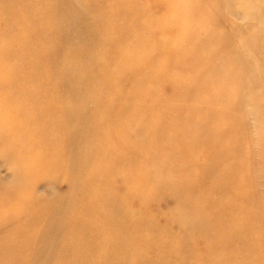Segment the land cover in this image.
I'll return each mask as SVG.
<instances>
[{
    "label": "bare ground",
    "instance_id": "1",
    "mask_svg": "<svg viewBox=\"0 0 264 264\" xmlns=\"http://www.w3.org/2000/svg\"><path fill=\"white\" fill-rule=\"evenodd\" d=\"M89 1L93 2V5L98 4V1L105 2L106 5L102 6L103 12L100 15L101 23L99 25L115 34L116 38L107 44L120 49L122 52L121 56L117 58H113L111 55L106 57L109 47H105L102 53H97V59L92 65H86L87 62L83 59L86 50L82 48L73 50L65 48L61 53L59 52V45L69 40L67 37L70 29L59 22L58 13L54 14L59 10V0H0V98L3 96L8 98L7 101H0V142H8L16 154L14 155L18 160L23 161V166L18 171L15 181L0 188V223L16 221V224L13 225L7 235L6 241L0 244V264H42V253L46 249L41 246L45 237V228L50 222L49 210L52 208L53 203L40 202L35 197L33 193L35 183L46 176L48 172L64 171L70 176H76L75 159L77 160V155H83L81 151L86 146L91 147L90 153L84 161V167L86 166V168L85 171H79V174L82 175L83 193L75 199L76 201H73L78 207L75 209L73 207L70 216L72 220H69L70 224L68 225L70 228L75 226L71 230L66 229V235L79 237L76 242L78 248L74 249L78 254L84 255L92 250L95 251L96 246L102 243L104 245L103 250L102 252L98 250L96 255L101 259H105L103 262L106 264H140L139 259L141 258L146 260L141 264H177L174 259L177 255L184 264H264V238L259 240L249 239V242H243L240 247L235 246L240 237L235 233L234 226H243L244 229L249 223L246 220L237 222V219L226 212L227 203L222 199L215 198L214 191L216 189L227 195L232 181L226 180L221 183V180L219 182H213V180V183L207 185L209 187L205 186L204 183L207 180L206 178L213 176L216 170L221 169L224 172L226 170H231V172L242 170L241 165H238L236 160L239 156H235L239 151L236 152L239 147V139L233 138L234 142H225L224 137L226 135L223 134L225 132L219 133L220 130H211L212 125L211 127L208 125L210 132L207 131L208 127H204L203 129L206 128V130L200 131V136L197 137L184 131L181 127L174 129L172 136H169L171 129H164L157 121L158 126H162L163 130L156 127L154 131L152 127L155 126L143 128L141 123L144 121L143 118H138L136 122H134V119L129 118L128 111L132 109H141L142 111L145 107L151 109L153 104L147 103L145 100L143 103L141 99L143 108L138 107L140 102L138 95H141L139 90H142L143 86L138 87V85H135L131 89L132 93L127 91L121 94L119 87L121 82L124 81L123 79L135 78L141 80L142 77L146 76L150 80L149 82L156 83L160 81L166 72L143 73L142 68L139 65L137 66V63H125L128 60L127 57L131 54L135 55L143 42L135 36L136 34L133 33L130 23L126 27H122L120 22L128 14H135L136 6L131 2L133 0ZM260 3L263 8L264 1L258 4ZM92 7L94 8V6ZM184 10L190 11L189 9ZM250 10H254V8ZM66 14L67 17H70V10H67ZM263 15L264 10L261 12L259 8L252 11L250 15L244 13L243 17L256 19ZM150 28L153 29L155 26L151 25ZM207 36L203 39L204 43L200 45L204 49L208 45L205 42ZM171 41L173 46H177L174 49H182L181 52L190 57L189 60L193 58L192 54L189 53V49L186 48V42H190L194 46L195 43H200V41H193L192 39H187L186 42ZM216 41L221 45L219 39H216ZM219 49H222V47L216 48L218 52ZM144 51H142L143 55L147 52ZM235 56L227 58L229 66L225 70V75L237 83L241 81L240 78L243 75H239L238 70L241 72V69H233L234 63L236 64L238 58H240L236 56V59ZM81 59L84 60H82V64L73 70V63ZM222 59L225 60V58ZM150 60L152 59L143 58L141 65L149 67L151 65ZM129 64L135 67L134 71H128L125 68ZM178 64H174V73L178 68L180 70L184 68V65ZM160 67L163 70L161 65ZM93 69H97L99 72L98 85H93L89 79L94 72ZM138 69L141 72L139 75L137 74ZM62 74L78 75L77 78L71 79L74 81L71 89L68 90L66 87L69 79H66V77L64 79ZM182 74L185 75L186 72H182ZM204 74L202 73V76L206 77ZM222 87L225 88L224 85ZM177 88L180 87L177 85ZM97 90L102 96L101 104L107 106L104 107V110L101 109L100 112L90 111L91 114L89 115V112L83 108L86 98L82 102L80 99L90 96ZM183 94L189 96L191 92L184 89ZM112 99H117L119 102L124 100V107L122 108V103L120 107H116V103V105L108 108V106H111L109 102ZM249 100L253 101L251 98ZM213 101L211 105H213ZM195 103L197 104V102ZM247 106L249 107V105ZM152 111H154V108ZM171 122L177 124L182 121L171 119ZM189 122L184 120L183 123L187 126ZM79 126L83 131V133L81 132L82 142L79 140L81 136L79 137L77 131ZM148 129H152L154 132H149ZM137 131L150 134L152 139L160 140L162 146L167 148L175 147L176 138L177 140L187 139L186 141L199 148V152L204 154L203 161L205 163L204 166H201L202 170H193L191 175L201 179L198 182V187L203 189L202 199L210 198L212 200V208L207 209V212L213 219L212 221L215 222V227L212 230L215 231L216 236L220 238V242L224 244L228 251L226 256H218V254L211 252V256L205 260L200 254L193 251L188 246V233L183 222L179 233L173 236L169 243L163 245L150 232L149 227L143 225L145 218L141 217L138 220H133L130 215L131 218L127 219L126 213H122L121 206L125 207V198L117 193L113 187L107 185V182H111L118 173L127 170L132 171L131 175H124V172L122 174L123 177H126V186L133 193H139V191L143 193L149 191L151 193L161 187L160 183L164 180L157 169L155 170L154 167L145 168L140 164L142 161H150L149 156L144 155L142 152L140 148L142 145L139 143L128 145L125 141L126 137L124 135L136 133ZM165 132L166 135L168 133V136L163 141V133ZM123 141L125 143H122ZM156 147H161V145ZM186 148L177 143L176 150L173 153L182 152ZM173 153L171 156V152H169V155L174 157L172 163L178 168L188 169L193 167L192 169H194L197 165L195 161H192V157L181 153L180 157L175 158ZM178 155L180 154L178 153ZM69 156L72 157L69 158ZM29 161L32 165L28 163ZM88 161L89 164L87 165ZM173 164H170L169 169L177 171ZM217 166L220 168L215 169ZM178 171L174 172V175L177 176ZM219 174L221 176V173ZM243 175L241 174V176ZM223 176L222 174V180ZM238 186L236 185L234 190L242 198L241 191H239L241 187L237 188ZM206 187L211 192L207 193ZM240 197L237 198L240 200ZM180 208L182 207L180 206ZM246 214L248 218L251 216L248 211H246ZM221 222L224 224H219ZM77 226L80 231L74 230ZM104 228L108 230L109 234L105 237L102 236ZM136 234L140 237L139 240L130 241L129 237ZM202 234H204V230ZM242 253H244L243 256L253 253L254 256L257 255V258L248 263H246L247 261L242 262L243 259L239 261L238 257ZM84 260H86V255L80 258L79 261L74 260L72 263L66 262L65 264H86Z\"/></svg>",
    "mask_w": 264,
    "mask_h": 264
},
{
    "label": "rangeland",
    "instance_id": "2",
    "mask_svg": "<svg viewBox=\"0 0 264 264\" xmlns=\"http://www.w3.org/2000/svg\"><path fill=\"white\" fill-rule=\"evenodd\" d=\"M262 1L264 0H133L131 2L136 6L135 14H128L125 19L120 21L122 27H126L130 23L133 33L136 34L135 36L143 40L135 55L131 54L128 56V60L125 63H137V66L139 65L142 68L143 73L166 72L160 81H158L159 84L158 82H149L150 80L146 76L142 77L141 80L135 78L123 79L124 81L121 82L119 87L121 94L127 91L132 93L131 89L135 85H138V87L143 86V89L139 90L141 91V93L139 92L141 95H138V100H140L138 107L143 108L141 99L143 103L145 100L147 103L153 104L151 109L145 107L146 109L143 108L142 111L141 109L128 111L129 118L134 119V122L138 118H143L144 121L141 122L143 128L155 126L152 127L154 131L156 127L160 130H163V128L171 129L169 136H172L174 129L181 127L184 131L197 137L200 136V131L206 130V128L203 129L204 127H208L207 131H209L212 125L211 130H220L219 133L225 132L223 133L226 135L224 137L225 142H234L233 138L239 139V147L236 149V152L239 151L235 156H239L236 160L238 165H241L242 170H235L233 172L231 170H226L225 172L221 169L216 170L213 176H208L206 182L204 181L205 186L213 182H219L220 180L221 183H224L226 180L232 181L227 195L218 189L214 192L216 199H222L227 203L226 212L231 214L234 219H237V222L246 220L249 223L244 229L242 228L243 226H234L235 233L241 239L235 243L237 247L243 245V242H249V239L259 240L260 238H264V15L256 19L243 17L244 13L250 15L252 11L259 8L262 12L264 7H261V3L258 4ZM104 4L105 2L98 1V4L95 3L93 5V2L89 0H59V10L54 14L58 13L59 22L70 28L67 37L69 40L59 45L60 53L65 48L71 50L82 48L86 50L85 57L83 54V59L87 62L86 65L94 64L97 59V53H102L105 47H109L106 57L110 55L113 58L121 56L122 52L120 49L107 44L116 38L115 34L99 25ZM253 8L254 10H250ZM184 9H189L190 11H185ZM67 10L71 12L70 17H67ZM151 25H154L155 28L151 29ZM205 36H207L205 42L208 45L204 49L200 45L204 43L203 39ZM187 39L198 40L200 43H195L194 46L192 43L186 42ZM216 39L221 41V45L217 43ZM171 40L186 42V48L189 49V53L192 54L193 59L189 60L190 57L182 53V49L175 50L174 47L177 46H173ZM220 46L222 49H219L218 52L216 48ZM144 50L148 53L146 52L143 55L142 51ZM225 55H228V57ZM235 55L241 59L238 58L236 64L234 63L233 69H241V72L238 70L239 75H243L240 78L241 81L237 83L225 75V70L229 66L227 58L230 56L234 57ZM146 57L147 59H152L150 60L151 65L149 67L141 65L142 59ZM222 58H225V60ZM83 59L73 63V70L82 64ZM219 60L221 61L219 62ZM223 62L227 64L225 65ZM176 63L184 65V68H181V70L178 68L174 73V64ZM160 65L163 67V70ZM131 66L133 65L129 64L125 68L128 71H134L135 67ZM139 70H137L138 75L141 73ZM182 72H186V74L183 75ZM202 73H205L206 77L202 76ZM98 75L97 69L90 75L89 79L93 85L99 84ZM62 76L64 79L65 77L69 79L66 85L69 90L74 85V81L71 79L77 78L78 75L62 74ZM204 79L206 84L204 83ZM177 85L180 88H177ZM223 85L225 88L222 87ZM212 87L213 89H211ZM184 89L190 91L191 95L183 94ZM228 91L229 93L227 94ZM101 98L102 96L97 90V92L80 99V101L82 102L85 99L86 103L83 108L90 115V111L100 112L101 109L104 110V107L107 106L101 104ZM250 98L254 103L249 100ZM3 100L7 101L8 98L3 96L0 98V101ZM212 100H214L213 105H211ZM122 101L119 102L117 99H112L109 102L111 106H108V108L116 105V103V107H120L122 103L123 108V103L125 102L124 100ZM258 106L259 108H257ZM153 108L154 111H152ZM215 109L218 110L214 111ZM215 113L217 116H215ZM171 119L182 122L173 124L174 122H171ZM184 120L190 121L187 123V126L183 123ZM156 121L163 128L162 126H158ZM77 129L79 137L81 136L79 140L82 142L83 131L80 126ZM152 129H148L149 132H154ZM167 136L168 133L167 135L166 132L163 133V141ZM124 137H126L125 141L128 145L134 143L142 145L140 147L142 152L144 155L149 156L150 161H142L140 163L142 167H154L164 178L163 182L160 183L161 187L153 190L151 193L149 191L145 193L140 191L139 193L130 192L126 186V177H123L122 173L124 172V175H131V170L122 171L111 182H107L108 186L113 187L117 193L125 198V207L121 206L123 210L121 211L122 213H126L127 219H130L131 216L133 220H138L141 217L145 218L143 225L145 227L148 226L151 230L150 232L163 245L169 243L172 237L179 233L183 222L188 233V246L193 251L200 254L205 260L211 256V252L218 254V256H226L228 251L224 244L220 242V238L216 236L215 231L212 230L215 227V222L212 221L213 219L207 212V209L212 208V200L210 198L202 199L203 189L198 187V182L201 179L191 175L193 170H202L201 166H204L205 163L203 161L205 156L202 152H199V148L191 145L190 142L186 141L187 139L177 140V138L174 143L175 147L167 148L162 146L160 140L152 139L150 134L143 131H137L129 135L126 134ZM122 143L125 142L123 141ZM177 143L181 147H187L186 150L176 152V154L173 153L176 150ZM157 145H161V147H156ZM90 148V146H86L81 151L83 155H77V160L75 159L74 163L76 176H70L64 171L56 173L48 172L46 176H43V178L35 183L33 189L35 197L40 202L53 203L52 208L49 210L50 222L45 228V237L41 246L46 249L42 253V264L72 263L74 260L79 261L85 255L86 260H84V263L86 264H106L103 262L105 259H101V257L96 255L98 250L102 252L104 247L102 243L96 246L95 251L92 250L90 253L84 255L78 254L74 249L78 248L76 242L79 237L66 235V229L71 230L75 226L70 228L68 224L72 220L70 216L72 215L73 207L74 209L78 207L73 201H76L75 199L83 193L82 175L79 174V171H85L86 166L84 167V161L87 159L88 153H90ZM169 152H171V156L173 153L175 158L180 157L181 153H184L192 157V161H195L197 165L194 169H192L193 167L180 169L172 163L174 157H170ZM14 154L15 152L11 149L8 142H0V188L13 183L18 171L23 166V161L18 160L15 156L16 154ZM72 156H69V158ZM28 163L32 165L30 161ZM88 164L89 161L87 162ZM170 164H173L177 171L179 170L178 177L174 175V172L177 171L169 169ZM218 168L220 167L217 166L215 169ZM219 173H221V176L222 174L224 175L223 180ZM241 174L244 175L241 176ZM236 185L241 187L238 190L241 191L240 195L242 198L234 190V187L236 189ZM207 187L206 192H211ZM241 189L244 190L242 191ZM237 197H240V200ZM241 203L242 205H240ZM246 211L250 212L251 216L249 218ZM181 216L183 220L180 218ZM15 224L16 221L0 223V244L6 241L7 235ZM135 224L138 225L136 222ZM219 224L224 223L221 222ZM74 230L80 231V228L77 226ZM203 230L204 234H202ZM107 234L108 230L104 228L102 236L105 237ZM138 238L140 237L136 234L129 237V240L132 242L134 240L138 241ZM243 255L244 253L239 255V261L243 259L242 262L247 261L246 263H248L252 259L257 258V255L254 256L253 253L247 256ZM174 259L175 263L184 264L179 255L175 256ZM139 260L140 264L146 261L143 258Z\"/></svg>",
    "mask_w": 264,
    "mask_h": 264
}]
</instances>
